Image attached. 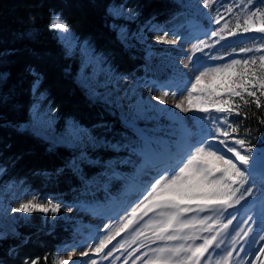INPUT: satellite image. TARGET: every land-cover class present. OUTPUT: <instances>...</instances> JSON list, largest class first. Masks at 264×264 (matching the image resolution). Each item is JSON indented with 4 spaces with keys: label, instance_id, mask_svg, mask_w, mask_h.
I'll use <instances>...</instances> for the list:
<instances>
[{
    "label": "trees",
    "instance_id": "1",
    "mask_svg": "<svg viewBox=\"0 0 264 264\" xmlns=\"http://www.w3.org/2000/svg\"><path fill=\"white\" fill-rule=\"evenodd\" d=\"M115 5L131 7L135 20L114 18L109 9ZM187 12L191 13L179 0H0V186L21 182L43 198L69 205L80 200L93 207L108 205L119 197L128 179L111 180L107 187L101 182L116 171L110 163L132 158L127 152L99 148L81 156L70 146L24 128L43 95V104L55 112L57 124L70 120L90 135L121 147L139 148L144 143L132 121L114 105L92 100L77 83L79 58L66 54L50 22L55 15L62 17L79 41L89 42L96 54L128 79L167 78L171 74L166 70L148 64L144 46L125 42L119 29L136 33L152 25L168 28ZM250 41L258 42L247 40L237 46L246 47ZM234 100L241 104V114L230 117L239 126L237 135L247 138L255 152L264 150V97L260 108L254 103L243 105L238 97ZM73 227L24 222L17 224V236L0 229V264H24L25 259L30 264L37 257L39 264H52V255L71 245Z\"/></svg>",
    "mask_w": 264,
    "mask_h": 264
},
{
    "label": "snow or ice",
    "instance_id": "2",
    "mask_svg": "<svg viewBox=\"0 0 264 264\" xmlns=\"http://www.w3.org/2000/svg\"><path fill=\"white\" fill-rule=\"evenodd\" d=\"M201 2L204 8L211 11L217 0ZM251 4L252 0H246L241 8L242 24L238 13L235 29L223 34L228 27L225 23L218 31L211 32V37L219 36L218 40L212 43L201 40L199 44L193 45L192 55L187 56L195 79L183 80L182 86L176 87L174 97L177 93L182 94L185 91L187 96L174 107L182 113L194 110L207 114L195 117L199 121L195 131L185 123L187 117H182L167 107L159 109L150 102L144 104L143 101L135 106L137 115L149 109L167 114L174 126L173 139L162 148H153L154 141L143 132L140 133L143 146L133 147V152L141 157L138 172L144 178L139 180L135 188V200L123 209L126 215L120 223L114 227L105 224V229L111 227L108 234L99 239L98 244H87L86 251H79L80 257L104 252L117 236L143 221L144 217L151 213L152 216L134 230L132 239V243H135L138 237L144 236L145 241L161 242L160 246L149 248L150 255L144 253L146 259L143 264H232L234 252L235 256L240 257L239 264H244L241 252L255 256V260H248L247 264H260L261 257L264 256V246L257 252H251L250 249L252 245L264 242V235L260 234L264 233V150L255 152L254 146L247 138H240L237 135L240 131L239 126L230 117L233 114L236 116L241 114V104L234 100L236 97L243 105L254 103L257 108L261 107L260 97H264V36L246 38L261 41L259 46L233 48V53H252L250 57L231 59L230 63L215 66H206L202 59L206 57L207 60L223 61L224 57L210 55L204 50L213 49L216 44L228 37L250 32L264 33V9L252 10L249 8ZM227 11L231 12L232 8H228ZM222 19V16L217 15L214 22L220 24ZM49 27L58 30L61 40L67 39L71 33L70 26L59 15L53 17ZM168 35L169 33L165 31L156 39L161 43L175 44L180 38L169 40ZM196 53H201L202 57H197ZM257 53L260 54L257 56ZM201 68L203 70H200ZM196 72L199 74H195ZM153 90L149 88L150 92ZM168 96L169 92L165 91L162 96H156L155 99L160 104H166L165 98ZM213 110L215 113L225 115H213ZM82 133L83 130H77L74 135L83 141ZM87 139L93 145L97 142L96 138L90 135ZM149 169L155 173L151 179L147 178ZM38 199L33 195L31 200L20 203L19 207L11 211L56 214L61 209V203H53L51 198L47 204L34 202ZM237 205L247 208L252 213L247 219L242 220V224L247 226L246 230L241 228L240 231H236L235 228H230L237 215L228 210L235 209L238 212ZM4 212L7 215V209H4ZM202 213L205 215H201ZM225 218L226 223L222 222ZM255 223L260 225L258 230L253 227ZM146 232H150V235H146ZM222 235L229 237L233 250L225 248L222 255L217 253V258H214L210 249L215 251L221 248L225 243L224 239L219 238ZM240 241L244 244L240 250H236L234 245ZM126 243L128 242H121L119 248H124ZM145 246L147 245L142 242L138 247ZM115 250H117L115 246L108 250L103 259H107ZM71 251L75 256L77 246H72ZM73 256L59 260L58 264H81L80 261L73 259ZM139 259L140 256H136L135 260ZM135 260L132 264H135ZM24 264H29V260L25 259ZM30 264H39V257L32 259ZM83 264H97V261L89 259Z\"/></svg>",
    "mask_w": 264,
    "mask_h": 264
},
{
    "label": "rangeland",
    "instance_id": "3",
    "mask_svg": "<svg viewBox=\"0 0 264 264\" xmlns=\"http://www.w3.org/2000/svg\"><path fill=\"white\" fill-rule=\"evenodd\" d=\"M184 2L191 13H184L183 17L175 18L172 26L168 28H160L155 25L143 27L141 31L136 33H129L125 29H119L120 37L127 43L140 44L144 46L145 58L150 66L155 68L164 69L170 73L171 77L160 78L158 75L145 76L139 79H128L118 73L104 57L96 54L93 51L91 44L87 41H79L75 34L72 32L67 39L61 40L58 36V30L54 29L59 42L61 43L64 51L68 56H76L81 63V69L76 77V81L81 86L88 90V96L95 101H102L114 105L122 114L123 117L132 121L136 125L138 132H143L145 136L154 141L153 148H162L165 144L169 143L173 139L174 126L173 122L169 119L167 114L159 113L155 109H149L141 115H137L135 106L138 102L143 101L144 104L149 102L155 105L156 108L164 109L168 108L172 112L178 113L182 117L188 119L185 123L189 128L195 131L198 127L199 121L195 117L207 115L205 113H199L191 111L187 113L180 112L174 105L187 96V92L182 94L176 92L177 86H182V81L191 78L195 79V75L192 71L191 62L187 59V56L192 55L193 45H197L201 40L206 43H212L219 39V36L211 37L212 31H218L225 23L228 27L225 29V33L228 30L235 29L237 22V14H240V22L243 23L242 6L246 0H217L212 5V10L204 8L201 0H179ZM254 6V7H253ZM232 8L231 12L227 9ZM249 8L255 10V8L264 9V0H252V4ZM110 14L114 18L124 19L129 21L135 20V13L131 7L127 6H112L109 9ZM217 15L223 17L220 24H216L214 21ZM169 33L168 39H177L175 44H165L159 42L156 37L163 35L164 32ZM176 33V35H172ZM241 37H228L226 40H221L219 44H216L213 49H205V52H209L210 55L222 56L223 61L220 60H207L206 57H202L201 53H196L197 57H202L206 66H215L222 63L231 62V59H240L241 57H250L252 53L242 54L239 52L233 53V48H239L238 44H243L247 41V37H260L264 36V33L250 32L242 33ZM243 41V42H241ZM250 43L246 47L259 46L261 41ZM67 50V51H66ZM231 54V57H229ZM260 53H257L258 56ZM200 70H203L201 68ZM195 74H199L196 72ZM189 87L191 85H188ZM149 88H153L152 92ZM165 91L169 92V96L166 97V104H160L155 99L156 96H162ZM43 95L37 98V103L31 112V122L24 126L25 129L30 132L45 137L53 143H61L74 148L80 155H84L86 150L94 149H112L116 152H127L131 159H121L110 163L115 172L107 179V181L101 182L99 179H93L95 182H101L103 187H107L109 181L119 179L122 176L128 179V186L108 205L89 206L84 201H78L74 205L61 203L57 200H52L53 203H61V209L58 213L53 214L48 212L47 214L40 212L27 213H15L11 209L19 207L20 203H26L31 200L33 195L39 199L34 202L47 204L48 198H43L40 195L32 192L28 187H25L21 182L10 183L6 186H0V229L2 234L16 233L17 224L34 221L38 222L46 228H53L57 224H72V242L71 245L59 248L52 255V264H58L61 259H67L69 256H73L71 251L72 246H77L73 259L80 261L83 264L84 261L89 259H95L97 264H132L136 256H140L139 260H135V264H143L146 259L144 253H149V248H155L160 246L161 242L157 241L153 243L151 241H145L144 236H140L136 239L135 243H132L134 230L141 227L145 221H147L152 214L148 217H144L143 221L133 225V227L125 232H122L105 248L104 252L95 254L90 253L89 257H80V250H87V244H98L99 239H103L108 234L111 227L118 225L121 219L126 215L123 211L129 203L135 200V188L138 185L140 179L144 178L139 174L138 170L141 164V157L133 152V149L121 147L119 143L107 140L104 137H95L90 135L77 123L72 121H66L64 123H58L56 120L55 112L48 106L43 104ZM213 115L223 116L224 113H215ZM231 119V118H230ZM77 130H83V141L76 138L74 132ZM96 138V143L93 145L87 139L88 136ZM143 146V143H142ZM231 155V154H229ZM72 165L77 167L76 163ZM155 173L152 170H147V178L151 179V176ZM259 183V180H258ZM243 203V202H242ZM237 209H242L236 212L235 209H231V212L237 215V219L233 222L230 228H235L236 231H240L241 228L246 230L247 226L242 224L243 219H247L248 215L252 214L247 208H241L239 205ZM4 209H7V215H5ZM130 210V209H129ZM259 211V208L256 210ZM230 218V217H227ZM227 218L222 222L226 223ZM108 224L111 227L105 229L104 225ZM240 225V227H236ZM259 224H253V227L259 229ZM218 227V226H217ZM211 233H201V235H210ZM235 233L233 232V235ZM264 235V233H260ZM146 235H150V232H146ZM224 239L225 243L221 245L220 249H216L212 252L214 258L217 253L223 254V249L233 250V244L229 237L222 235L219 237ZM238 239V238H237ZM258 239V238H257ZM127 241L124 248H119L121 242ZM145 243L147 246L138 247L141 243ZM202 243V241H197ZM243 241L234 245L236 250H240ZM116 247L117 250L112 252V255L107 259H103V256L108 250ZM264 246V242H258L252 245L250 251L257 252L258 249ZM247 247V245H245ZM135 250V251H134ZM128 253H131L129 256ZM150 255V253H149ZM207 255V254H206ZM241 257H244V264H247L248 260H255V256L246 255L245 252L240 253ZM118 258V259H117ZM240 257L235 256V252L232 258V264H239ZM260 264H264V256L261 257Z\"/></svg>",
    "mask_w": 264,
    "mask_h": 264
}]
</instances>
